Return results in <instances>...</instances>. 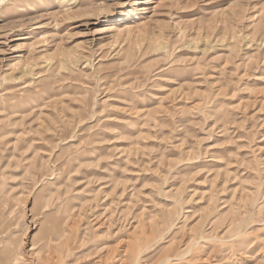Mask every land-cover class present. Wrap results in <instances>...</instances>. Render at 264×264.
<instances>
[{
  "label": "rangeland",
  "instance_id": "obj_1",
  "mask_svg": "<svg viewBox=\"0 0 264 264\" xmlns=\"http://www.w3.org/2000/svg\"><path fill=\"white\" fill-rule=\"evenodd\" d=\"M4 240L264 264V0H1Z\"/></svg>",
  "mask_w": 264,
  "mask_h": 264
},
{
  "label": "bare ground",
  "instance_id": "obj_2",
  "mask_svg": "<svg viewBox=\"0 0 264 264\" xmlns=\"http://www.w3.org/2000/svg\"><path fill=\"white\" fill-rule=\"evenodd\" d=\"M21 242L19 241L20 244ZM21 255L19 245L14 240H4V245L0 248V264H17Z\"/></svg>",
  "mask_w": 264,
  "mask_h": 264
}]
</instances>
